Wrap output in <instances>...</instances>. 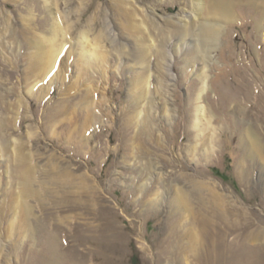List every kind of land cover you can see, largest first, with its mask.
<instances>
[{
	"label": "rangeland",
	"instance_id": "rangeland-1",
	"mask_svg": "<svg viewBox=\"0 0 264 264\" xmlns=\"http://www.w3.org/2000/svg\"><path fill=\"white\" fill-rule=\"evenodd\" d=\"M201 1L0 0V264H264V0Z\"/></svg>",
	"mask_w": 264,
	"mask_h": 264
},
{
	"label": "bare ground",
	"instance_id": "bare-ground-1",
	"mask_svg": "<svg viewBox=\"0 0 264 264\" xmlns=\"http://www.w3.org/2000/svg\"><path fill=\"white\" fill-rule=\"evenodd\" d=\"M212 2V6H214V11L216 13H218L220 15V17H234V13H235V6L238 4V2L240 0H210ZM251 3H256L258 4V2L262 3L263 1L262 0H249ZM264 3V2H263ZM203 4V2L201 0H198V4L199 7H201ZM200 9V8H199ZM208 26V25H207ZM210 26H208V29L206 30L205 28V31H204V35L207 36V39L209 38V40L213 41L215 40L216 38V35L218 33V29L217 28H214L213 26H211V28L209 29ZM185 28V27H184ZM181 29L180 27L176 26L175 27V33L177 35H181V36H184L187 32H186V29ZM161 32V30H160ZM166 33V32H165ZM165 33H162L161 36H164ZM139 39V38H137ZM142 42V41H141ZM40 48V46H39ZM41 48H42V45H41ZM135 50V58L137 61H140V62H146L147 61V58H148V52H149V48L145 47L143 49H134ZM39 52H43V50L40 49V51H38L37 53ZM38 55V54H37ZM42 57V56H41ZM50 62H54V61H51ZM52 64V63H51ZM39 65V64H38ZM144 91L142 92L141 91V94H143ZM260 147L257 145V148ZM16 149V148H15ZM21 148H19V150H15L17 151L16 153L19 154V157L22 160V151L20 150ZM259 150V149H258ZM15 154V153H14ZM8 155V154H7ZM14 159V158H13ZM20 159L18 160V164H19V167L16 166V168L12 169V171L14 172V174L17 176H24V177H28V174L27 173H30L31 174V171L29 168H31V165L28 166H23L22 168V165H21V161ZM25 162V161H24ZM24 165V163H23ZM198 192V191H197ZM200 192V191H199ZM177 194V193H176ZM209 194L208 195V199H210L211 203L212 204H216V209L215 211L217 212V214L220 212V213H223L225 216L227 214L228 217H230V215L227 213L228 210L226 208H224V202L221 200L220 203L219 202V198H217V194H214L212 191L211 193H207ZM219 197V196H218ZM223 198V197H222ZM221 198V199H222ZM176 204L180 205L182 207V205H186V208H187V212H189V218L192 219V221L194 222L195 226L197 227V233L198 235L195 233H192V232H189L188 233V240H189V246L187 247V250L191 251V252H194V253H197L198 251H200L202 248L205 250L207 249L206 251L210 253V250L212 249L213 247V244L215 240H208V239H211L213 238V236L211 237L210 236V229L208 232L207 231V227L209 228L210 226H208L207 223H210V219L207 218L205 215V213L197 211L195 212V208L192 207V206H189L190 203H189V199H188V194L185 193V192H182V195L176 199ZM215 205H213L214 207ZM228 208V207H227ZM211 209V208H209ZM237 216V215H236ZM235 216V217H236ZM238 219V218H237ZM236 219V220H237ZM221 220H226V219H221ZM228 221V219L226 220ZM21 224L25 225L26 224V218H22L21 219ZM236 224L234 221H233V225ZM230 231L232 230L231 228H228ZM106 230V229H105ZM205 231V233H204ZM233 231V230H232ZM259 234H263L262 231H254L250 237H252L254 240H255V237L258 238V236H261ZM186 235V234H185ZM187 237V236H186ZM220 244H221V248L222 250H225V243L223 242V239L220 240ZM220 248V249H221ZM202 249V250H203ZM210 249V250H209ZM219 249V250H220ZM209 250V251H208ZM196 255V254H195ZM197 261V260H196ZM194 262V261H193Z\"/></svg>",
	"mask_w": 264,
	"mask_h": 264
}]
</instances>
